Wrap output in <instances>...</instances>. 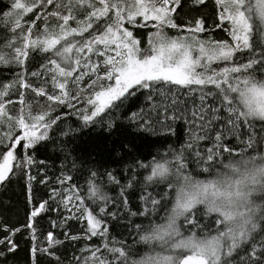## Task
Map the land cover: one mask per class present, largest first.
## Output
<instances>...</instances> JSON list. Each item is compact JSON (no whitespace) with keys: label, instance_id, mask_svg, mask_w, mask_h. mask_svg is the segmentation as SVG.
I'll list each match as a JSON object with an SVG mask.
<instances>
[{"label":"snow or ice","instance_id":"6c2138e0","mask_svg":"<svg viewBox=\"0 0 264 264\" xmlns=\"http://www.w3.org/2000/svg\"><path fill=\"white\" fill-rule=\"evenodd\" d=\"M205 2L193 0L195 5ZM215 3L221 22L216 27L227 24L225 31L230 41L200 38L198 34L205 31L202 19L186 29L187 36L169 37L164 31L166 27L183 28L173 18L180 0H13L14 11L4 14L11 21V34L0 44V67L22 70L11 81L0 82V182L14 174L15 168L33 164L31 156L20 162V149H31L48 138V129L59 119L52 117L51 112L60 105L71 106L73 99L85 94L82 84L85 77L89 80L86 103L91 106L90 115L82 117L86 123L115 106L114 102L123 103L145 90L149 106L132 116L141 127L148 129L161 123L160 116L164 120L181 118L176 115L178 111L189 125L188 142L174 153V164L153 161L147 165L151 174L146 179L168 181L175 196L164 223L143 229L140 241L145 244L156 241L162 247L167 246L165 250L170 254H145L132 259L122 241L108 240L107 226L94 210L88 209L73 186L65 190L60 202L86 220L85 238L98 236L102 240L99 246L82 249L89 255L79 257L78 264L80 260L83 264H264V228L259 224L264 220V205L256 202L257 194L264 199V154H245L259 142L254 121L261 122L260 132L264 133V78L257 79L255 75L257 65L264 72V51L259 56L255 52L257 39L264 45V0H215ZM23 14H33L35 19L24 21ZM53 19L57 23L50 24ZM41 20L42 27L37 25ZM126 25L155 29L149 34L147 49L140 47L141 41ZM35 51L51 55L46 57L40 71L29 74L26 61ZM244 52L250 53L246 62L239 57ZM93 55L104 59L94 63ZM220 62H225V66L212 67ZM30 77L38 80L50 77L51 88L47 79L36 87ZM104 81L109 83L105 85ZM69 84L77 87L75 96ZM180 89H187L186 96L199 91L200 104H193L191 109L181 108L185 101L180 98ZM14 92L19 93L18 100L11 99ZM29 92L37 99L30 100ZM208 96L214 97L218 106L206 104ZM17 103L20 108L13 114L12 106ZM217 122H222L219 129L215 128ZM213 131L216 133L213 147L203 154L195 150L201 141L212 139ZM226 135H232L245 147L237 152L225 145ZM186 152H194L197 164L204 165V172H212L225 153L227 162L219 160L223 170L215 171L211 179L196 180L184 171ZM109 178L116 182L110 173ZM88 183V197L94 203L107 202L100 186L92 179ZM54 195L61 193L54 190ZM141 199L150 202L151 211H155L164 197ZM198 205L203 206V212ZM45 207L46 202L32 211L27 227L33 228L31 220ZM148 211L131 214L145 215ZM100 213L106 214L103 207ZM212 214L215 228L204 224L200 233L185 236L177 227L181 217L186 224L200 227L199 216ZM47 239L50 246L61 243L52 233ZM7 242L11 244L9 250H15L10 237Z\"/></svg>","mask_w":264,"mask_h":264},{"label":"trees","instance_id":"16d2710c","mask_svg":"<svg viewBox=\"0 0 264 264\" xmlns=\"http://www.w3.org/2000/svg\"><path fill=\"white\" fill-rule=\"evenodd\" d=\"M12 2L13 0H0V44H3L5 38L11 34V21L4 14L14 11L11 9ZM48 8L51 10L52 6L49 5ZM173 18L174 22L183 28L178 30L166 27L164 31L169 37L187 36L186 29L190 25L194 26L197 19H202L205 31L198 34L200 38L214 41L231 40L229 33L225 31L227 24L216 27L221 22L218 19V7L215 0H206L203 5H195L193 0H180V5L173 14ZM31 19H35L33 14H23L24 21ZM43 23L42 20L37 21L38 26L42 27ZM55 23H57L55 19L50 21V24ZM72 26L75 24L73 23ZM126 26L141 41L140 47L147 49L149 34L155 29ZM256 44L255 52L259 56V53L264 51V45H261L258 39ZM197 54L194 53V55ZM50 55L51 53L32 52L26 61L27 73L40 71L41 65ZM249 55V52H244L239 54V57L246 62ZM103 59L104 57L92 56L94 63ZM224 66L225 62L212 65L213 68ZM256 68L257 79L264 78V72L259 70V65ZM21 70L18 67H0V82L11 81ZM200 70L197 69V71ZM45 79L49 81L50 89V77H42L39 80L30 77V82L39 87ZM88 82V78L85 77L82 82L85 85V94L80 99H73L71 106H57L51 112L52 117H59V119L48 129L46 140L39 142L31 149H20V162L23 163L25 156H31L33 164L15 168L14 174H10L7 180L0 182V241H5L0 243V264H78L79 257L89 255L88 252H82V249L86 246L102 244L98 236L91 239L85 238L86 220L79 218V212L69 211L60 202L65 190L73 186L81 193L88 209L94 210L107 226L108 240L122 241L129 248V255L132 259H139L145 254H170L165 250L167 246L162 247L156 241L147 244L140 241L143 229H147L152 224L164 223L163 218L169 214L175 196L173 189L168 186V181L150 182L146 179L151 174V168L147 165L153 161H172L174 164V153L179 152L188 142L189 125L182 113L178 111L176 115L181 118L164 120L163 116H160L158 119L161 123H155L148 129L141 127L140 122L133 120L132 116L141 108L149 106L145 90L136 92L123 103L114 102L115 106L105 109L99 116L93 117L92 121L86 123L82 117L84 114L90 115L91 106L86 103L89 94L86 88ZM104 83L107 85L108 81ZM169 87L175 86L169 85ZM208 87L212 88L211 85ZM69 89L75 96L77 87L69 84ZM96 90H99V87ZM186 91L187 89H180V98L185 101L181 108L191 109L193 104L199 105V91L193 92L190 96L184 95ZM212 91L216 90L212 88ZM18 97L19 93L14 92L11 99L18 100ZM28 98L37 99L31 92ZM38 99L44 101L46 98ZM206 104L218 106V101L208 96ZM19 108V103L12 106L13 114ZM254 124L255 132L259 133L256 136L259 142L254 144L252 149H247L246 155L264 154V133L260 132L261 122L254 121ZM221 126L222 122H217L215 128L219 129ZM215 134V131L211 132L212 139L201 141L195 150L202 154L206 153L207 149L213 147L215 143ZM244 138L247 139V136ZM223 142L237 152L245 147L232 135H226ZM185 155L187 168L184 171L196 180L211 179L215 171L223 170L219 160L227 162V153H225L223 157L218 158L212 172H204L202 170L204 165L197 164L194 152H186ZM92 173H96V176L92 177ZM109 173L116 182L109 178ZM67 177L71 179L67 180ZM90 179L94 180L106 194L107 202L94 203L88 197ZM62 180L65 183H61ZM54 190L61 195H54ZM165 193L168 195L165 196ZM142 196H152L158 200L164 197V199L155 211H151L153 206L150 202L142 200ZM45 202V210L31 220L33 228L27 227L32 211ZM256 202L264 205V199L260 194H257ZM101 207L104 208L106 214L100 213ZM197 207L201 212L204 211L202 205ZM145 209L149 210L145 215L131 214L145 212ZM73 215L77 218H71ZM198 220L200 227H193L191 224H186L184 218L181 217L177 220V227L185 236L193 232L200 233L204 224H210L212 228L216 227L215 214L211 217L201 215ZM259 224L264 228V220H260ZM49 233H52L61 243L50 246L47 239ZM9 237L12 244L16 246L13 251L9 250L11 247V244L7 242ZM72 237L79 238L72 239ZM33 248L36 249L35 253H33ZM79 264H83V261L80 260Z\"/></svg>","mask_w":264,"mask_h":264},{"label":"rangeland","instance_id":"374dc122","mask_svg":"<svg viewBox=\"0 0 264 264\" xmlns=\"http://www.w3.org/2000/svg\"><path fill=\"white\" fill-rule=\"evenodd\" d=\"M85 35H86V34H85ZM113 47H115V46H113ZM111 54L114 55V53H111ZM108 83H109V81H108ZM108 83H107V84H108ZM112 83H114V81H112ZM99 90H100V89H99ZM57 91H58V90H57Z\"/></svg>","mask_w":264,"mask_h":264}]
</instances>
